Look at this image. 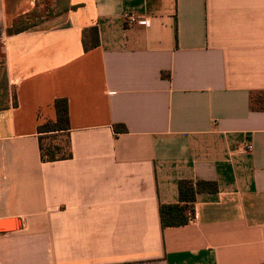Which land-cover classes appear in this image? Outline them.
Returning a JSON list of instances; mask_svg holds the SVG:
<instances>
[{
  "label": "crops",
  "instance_id": "0c3cea01",
  "mask_svg": "<svg viewBox=\"0 0 264 264\" xmlns=\"http://www.w3.org/2000/svg\"><path fill=\"white\" fill-rule=\"evenodd\" d=\"M2 54L0 264H264V0H0ZM182 180L218 190L164 227Z\"/></svg>",
  "mask_w": 264,
  "mask_h": 264
},
{
  "label": "trees",
  "instance_id": "16d2710c",
  "mask_svg": "<svg viewBox=\"0 0 264 264\" xmlns=\"http://www.w3.org/2000/svg\"><path fill=\"white\" fill-rule=\"evenodd\" d=\"M28 16L27 18H29ZM19 31V30H17ZM12 32V31H11ZM10 33V32H9ZM88 33L90 34L91 42L86 40L87 32L84 35V46L86 50H89L98 45V28H91ZM1 58L3 61L0 63V67L4 66L5 60L2 54ZM3 75L5 78V84L3 86L4 92L0 94V97L5 96L7 101L3 102L0 98V110H5L12 107H17L18 102L14 92H12V103L10 104V88L7 79L6 70L3 67ZM55 108L57 113V121L55 123L48 122L41 127H39L40 132V152L41 158L45 162H53L58 160L70 159L72 157L70 136H69V107L68 101L66 99H57L55 102ZM126 128H124L125 131ZM50 135H64L66 137V143L61 145V143L54 142L57 136L46 137L45 133H52ZM47 139L50 141L46 142ZM179 195L180 202L179 205H163L161 206V221L164 227L180 226L188 222L187 210L196 201V195L203 192H217L218 185L214 182L205 181H179Z\"/></svg>",
  "mask_w": 264,
  "mask_h": 264
},
{
  "label": "built area",
  "instance_id": "2783aa9c",
  "mask_svg": "<svg viewBox=\"0 0 264 264\" xmlns=\"http://www.w3.org/2000/svg\"><path fill=\"white\" fill-rule=\"evenodd\" d=\"M125 21H126V24L129 25V26H132V25H146L148 26L149 25V21L143 17H139V16H136L134 14H129V15H126L125 16ZM253 150V145L251 143H246L244 144L242 147H241V151L244 152V153H247L249 151ZM192 218H189L188 219V222L191 221Z\"/></svg>",
  "mask_w": 264,
  "mask_h": 264
},
{
  "label": "rangeland",
  "instance_id": "374dc122",
  "mask_svg": "<svg viewBox=\"0 0 264 264\" xmlns=\"http://www.w3.org/2000/svg\"><path fill=\"white\" fill-rule=\"evenodd\" d=\"M1 56L2 55H0V63H1V61H3V59L1 58ZM3 67L4 66H2V67H0V94H3V93H5L4 92V89H3V86H4V84H5V78H4V75H3ZM1 98V100L3 101V102H5V101H7V98L5 97V96H3V97H0ZM46 135V137H53V136H57L55 139H54V142H56V143H61V145H64L65 143H66V137L64 136V135H50V134H45ZM48 141H50V139H47L46 140V142H48Z\"/></svg>",
  "mask_w": 264,
  "mask_h": 264
},
{
  "label": "water",
  "instance_id": "95a60500",
  "mask_svg": "<svg viewBox=\"0 0 264 264\" xmlns=\"http://www.w3.org/2000/svg\"><path fill=\"white\" fill-rule=\"evenodd\" d=\"M20 228V221L17 219L0 220V233L10 232Z\"/></svg>",
  "mask_w": 264,
  "mask_h": 264
}]
</instances>
